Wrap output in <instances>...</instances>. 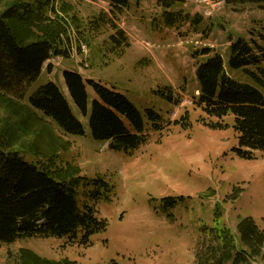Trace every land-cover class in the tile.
Here are the masks:
<instances>
[{"label":"rangeland","instance_id":"374dc122","mask_svg":"<svg viewBox=\"0 0 264 264\" xmlns=\"http://www.w3.org/2000/svg\"><path fill=\"white\" fill-rule=\"evenodd\" d=\"M106 1L64 0L69 10L63 1L57 0V14L46 10V15L60 20L66 29L60 33V48H66L68 55H54L52 60L92 76L120 74V92L139 109L152 108L159 112L164 118V130L150 131L148 142L131 153L114 151L108 142L93 138L89 116L81 114L65 91L75 115L84 124L85 135L67 134L49 118L45 119L50 127L32 123L30 132L23 135L24 129L19 130L21 121H33L21 104L28 106L30 95L50 79L58 85L61 83L56 73L49 79L48 67L28 87L24 99L11 93L6 97L12 99L0 98V132L16 130L18 135L12 144L8 141L6 148L19 150L28 161L35 162H47L50 151L60 152L57 162L80 167L81 176L86 178L78 189L80 205L94 204L100 217L109 222L106 231L92 236L93 244L88 247L57 237L2 243L0 264H22L20 252L26 249L48 259L69 258L78 264H196L197 253L215 244L210 230L217 225L216 202L221 205L220 226L236 232L241 219L252 216L264 229V151L257 152L253 160L238 156L234 117L229 115L223 120V124H229L226 128L206 125L218 119L208 117L196 101L199 83L194 73L198 61L194 59L195 53L206 46L216 50L221 44L223 48L231 35L221 31L232 21L227 16L217 21L218 12L213 5L202 0H186L189 6L182 4L176 8L191 18L181 20L177 28H167L156 25L162 14L158 11V0H139L137 5L127 8L130 13L127 9L115 13ZM141 2L145 9L140 8ZM219 2L225 4L223 0ZM9 3L10 0H0V12ZM61 4L69 13L63 11ZM261 6L264 5H238L235 12L226 7L223 11L234 17L231 19L235 27L232 25L230 30L242 35L238 38L264 46V18L252 19L249 25L242 18L247 11L264 14ZM196 16H200L198 24L192 21ZM118 28L126 34L120 43L111 39ZM220 36L224 37L222 41ZM146 38L153 41V48L144 46ZM223 55L225 60L229 58V48ZM197 58L205 60L206 56ZM236 74L238 79L250 81L242 70ZM103 81L112 86L115 78ZM157 90L172 94L175 103L157 95ZM88 92L91 110L92 97L96 95L90 86ZM186 113L191 122L188 129L172 124ZM66 142L73 148L71 151L64 149ZM99 178L108 182L111 190H104L94 203L88 192L95 189L93 181ZM234 186L242 192L238 199H228ZM165 198L178 200L170 210L173 218L163 212L170 209L167 203L170 201ZM249 264H264V258L255 257Z\"/></svg>","mask_w":264,"mask_h":264},{"label":"trees","instance_id":"16d2710c","mask_svg":"<svg viewBox=\"0 0 264 264\" xmlns=\"http://www.w3.org/2000/svg\"><path fill=\"white\" fill-rule=\"evenodd\" d=\"M56 1L10 0L8 7L0 12V98L12 99L6 97L11 93L24 99L28 87L41 75L45 62L54 55H68L66 48H60V33L66 30L65 26L60 20L46 15V10L56 13ZM60 1L68 6L64 0ZM110 2L115 13L130 6V0ZM185 2L158 0L163 11L156 25L177 28L181 20H189V14L176 8ZM225 2L229 6L264 5V0ZM61 8L69 13V6V10L62 4ZM192 21L198 24L200 16ZM122 37L126 39V34L118 28L111 39L120 43ZM195 56H206L196 71L200 85L197 105L208 117L218 119L205 124L226 128L229 124H223V120L232 115L233 128L238 135L236 154L244 159H255L257 152L264 151V46L238 38L230 45L227 60L209 46L198 50ZM229 69L242 70L250 81L230 75ZM64 79L74 105L83 116H89L93 138L110 142L112 150L131 153L148 142L150 131L164 130V118L159 112L152 108L139 109L126 94L115 88L93 78H84L78 71L66 70ZM88 86L96 95L91 110ZM156 94L175 103L173 95L165 90H157ZM28 103V106H21L33 122L21 121L19 130L24 129L23 135L30 132L28 128L32 123L50 127L45 118L51 119L67 134L85 135L83 122L54 81L41 85L30 95ZM188 115L186 113L172 124L188 129L191 126ZM12 135H15L13 139ZM17 136L16 130L0 132V244L32 237H57L91 246L92 236L106 231L109 222L100 217L94 204L80 205L78 189L86 180L81 176L80 167L71 163L59 164L60 152L57 151L48 152L47 162L28 161L23 152L6 148L8 141L12 144ZM63 145L65 150L71 147L69 142ZM93 186L95 189L89 190L88 196L94 203L103 196L104 190H111L109 183L101 178L95 179ZM241 192V188L234 186L228 199H238ZM165 199L170 201L167 202L170 209L163 212L173 218L170 210L176 207L178 200ZM214 207L217 225L210 231L214 234L215 244L211 243L197 253L196 264H249L255 257L264 258V229L256 219L252 216L241 219L234 232L230 227L220 226L221 205L216 202ZM20 253L22 264H78L69 258L48 259L30 249Z\"/></svg>","mask_w":264,"mask_h":264},{"label":"crops","instance_id":"0c3cea01","mask_svg":"<svg viewBox=\"0 0 264 264\" xmlns=\"http://www.w3.org/2000/svg\"><path fill=\"white\" fill-rule=\"evenodd\" d=\"M138 1L139 0H130V6L129 7H131V6L133 7L132 4L137 5ZM184 5L185 6H189V2L187 1L186 3H184ZM250 5H252V4H246V5H240V6L241 7H247V6H250ZM225 7L231 9L230 10L231 12H235L234 10L238 9V7H236V6L226 5ZM140 8L145 9V5H143L142 2H141V5H140ZM104 9H105L104 11H106L108 8H104ZM158 9H159L158 11H160L162 13L163 8L159 4H158ZM196 11H200V8L199 7H196ZM222 12H221L222 14L220 13V14H218L216 16L217 17V21L219 20L220 17H225V16H227L226 17L227 20L232 21V22H230L232 24H230L229 26L226 27V29L224 28V30L221 31L222 33H226V34L228 32V34L231 35V36H228L227 37V43L224 44V47L223 48H221V46H220L221 44H219L215 48L216 51L220 52L223 55V51L224 50H227L230 47L232 41L236 40L238 37H240L242 35H237V34L233 33L232 30H230L231 28H233L232 25H234V27H235V23H234V20H233L234 17L229 12H224V11H222ZM248 12H250V14H248ZM127 13H130L129 9H127ZM231 18H233V19H231ZM242 18L244 20L243 22H245V23H247L249 25L253 21L252 19L264 18V14H263V12H258V11H247V15H245V14L242 15ZM237 22H239V20ZM219 38H221V41H222L224 37L220 36ZM212 46H214V45H212ZM194 59L196 61L198 60L196 62V66H195V69H194V73H195V77H196V71H197L198 64L202 60L199 61V59L197 57H194ZM46 68L49 69L48 70V74H47L48 77H49V79L51 77H53L52 76L53 74H55V73L57 74V78H58L59 82H61V83H59V87L63 91V93L68 90L67 85H66V82H65V79H64V72L66 70H69V71H78V72H80L84 76V78H93V79H95V80H97V81H99V82L107 85L108 87L115 88L116 90L121 91V89L119 88V85H121L120 80H119V78H121V75L118 74V73H115V72H113V74H112L113 76H108L104 72L103 73L105 74L106 77H104V74H102V75L101 74H97V75L92 76V75L86 74L85 72H82L80 69L72 68V67L68 66L66 63L65 64H60V66L58 67V66L49 65V61H47L44 64V66H43L41 75L45 73V69ZM92 70H90V72ZM238 71H240V70H233V69L230 70L229 69V74L232 75V76H234V77H236V78H238V75L236 74V73H238ZM84 74H86L87 76H85ZM106 78H115V81H114L115 83H111L112 86L109 85V84H107V83H105L103 80L106 79ZM50 81H51V79H50ZM199 94H200V89H199ZM93 98L94 97H92V99ZM108 143L110 145V142H108ZM72 149L73 148H71L70 151Z\"/></svg>","mask_w":264,"mask_h":264},{"label":"built area","instance_id":"2783aa9c","mask_svg":"<svg viewBox=\"0 0 264 264\" xmlns=\"http://www.w3.org/2000/svg\"><path fill=\"white\" fill-rule=\"evenodd\" d=\"M204 4L206 5H213V7H215L216 9H220L224 4H221L218 0V1H213V0H202ZM143 43H144V46L147 48V49H150V48H153L154 47V44L152 43L151 40L149 39H144L143 40Z\"/></svg>","mask_w":264,"mask_h":264},{"label":"bare ground","instance_id":"6f19581e","mask_svg":"<svg viewBox=\"0 0 264 264\" xmlns=\"http://www.w3.org/2000/svg\"><path fill=\"white\" fill-rule=\"evenodd\" d=\"M85 48V47H84ZM51 62H53V64H57L58 62H55V60L51 59ZM59 64V63H58Z\"/></svg>","mask_w":264,"mask_h":264}]
</instances>
